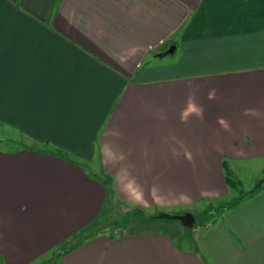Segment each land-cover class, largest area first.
I'll return each instance as SVG.
<instances>
[{
  "label": "crops",
  "instance_id": "1",
  "mask_svg": "<svg viewBox=\"0 0 264 264\" xmlns=\"http://www.w3.org/2000/svg\"><path fill=\"white\" fill-rule=\"evenodd\" d=\"M0 132L21 141L0 149V264L74 241L107 177L146 208L220 201L224 160L264 161V0H0ZM262 188L189 246L135 221L56 264H264Z\"/></svg>",
  "mask_w": 264,
  "mask_h": 264
},
{
  "label": "trees",
  "instance_id": "2",
  "mask_svg": "<svg viewBox=\"0 0 264 264\" xmlns=\"http://www.w3.org/2000/svg\"><path fill=\"white\" fill-rule=\"evenodd\" d=\"M223 168L227 185L234 186L235 182L232 177L233 172L231 171L227 160L223 161ZM102 181L108 190V195L98 217L82 232H80V234L76 235L74 237V241L69 244L62 245L61 248L53 253L50 259H44L37 264H56L64 254L100 235H108L109 238L116 239L117 237L128 233L131 234L132 231H130V226L131 223H135V221H137L139 225L144 228H147V231L151 230L152 227L150 224L153 220L158 219L156 214H160L161 212L147 213L142 206L132 205L128 202L122 201L116 197L113 191L111 178L107 177ZM252 193V191H244L234 200L219 202L216 206L210 204V209L205 211L206 218H213L215 214L219 215L226 208H234Z\"/></svg>",
  "mask_w": 264,
  "mask_h": 264
},
{
  "label": "rangeland",
  "instance_id": "3",
  "mask_svg": "<svg viewBox=\"0 0 264 264\" xmlns=\"http://www.w3.org/2000/svg\"><path fill=\"white\" fill-rule=\"evenodd\" d=\"M168 57H173V55H168ZM15 139V140H14ZM24 139V138H23ZM20 139H16L15 138V133L13 132H0V149L4 150V149H10L11 147L14 148H18L21 143H20ZM23 142V140H22ZM230 169L233 172V181L234 186H229L228 187V191H230L229 194L223 195L222 197H220V201L219 200H213V201H208L205 202L206 200H201L196 204L193 205H186L184 207L181 208H176V209H185V210H192V212L196 215L197 218V225H196V232L194 231L195 228H188L187 230H189V232H187L184 228H182V224L179 220H165V219H155L153 220V222L150 224L152 228L156 229V230H164V231H168L170 235H173V237L175 238H182V236H184V238L181 240L182 245L184 246H189L192 244V242H189L185 237L187 236V233H192L191 235L194 237L196 235L199 234V232L201 230H205L206 228H210L211 226V221L215 220V219H223L225 220L224 225H229L228 223H226V213L229 212V209H225L223 210V213L221 212L219 215L215 214V216L213 217V220L209 217L206 218V214L205 211L210 209V204L213 206L218 205L219 202H226L229 200H234L236 198H238L242 192L244 191H253V189L256 187L258 181H260L261 179L264 178V161H260V160H244V161H239V160H235V161H231L230 164ZM85 168L88 170V172H96L95 168L97 169V171L99 172V168L98 166H100V163H84ZM93 172V173H94ZM96 175V173H94ZM264 187V185L262 186ZM263 188H260L258 190H262ZM128 202V201H127ZM129 203V202H128ZM131 204V203H130ZM132 205H138V204H132ZM141 206V205H140ZM143 209L145 210V212L147 213H155V212H161V213H168V214H177L176 211H174V209H164V210H160V209H155L153 208V205H150L149 207H143ZM158 215V214H156ZM137 222V221H136ZM133 226V224L131 223L130 228ZM212 226H216V224L212 225ZM218 226V225H217ZM220 226V224H219ZM183 229V230H180ZM194 231V232H193ZM184 233V234H183Z\"/></svg>",
  "mask_w": 264,
  "mask_h": 264
},
{
  "label": "water",
  "instance_id": "4",
  "mask_svg": "<svg viewBox=\"0 0 264 264\" xmlns=\"http://www.w3.org/2000/svg\"><path fill=\"white\" fill-rule=\"evenodd\" d=\"M174 47H172L167 53H173ZM264 185V178L258 181L256 187L253 189L252 192H255L256 190L262 188ZM159 219H165V220H179L182 225H184L186 228H194L197 225V218L195 214L192 211H186L181 214H168V213H160L156 216Z\"/></svg>",
  "mask_w": 264,
  "mask_h": 264
},
{
  "label": "clouds",
  "instance_id": "5",
  "mask_svg": "<svg viewBox=\"0 0 264 264\" xmlns=\"http://www.w3.org/2000/svg\"><path fill=\"white\" fill-rule=\"evenodd\" d=\"M209 98L210 99L212 98L211 94H210ZM202 114H203L202 107L197 105L195 103V101L190 98L188 103H187V105H186V107H185V109L182 110V112H181V120L182 121H186L189 118V116H191V115L202 116ZM218 122L221 125L227 127V124H226V122H225V120L223 118H219Z\"/></svg>",
  "mask_w": 264,
  "mask_h": 264
}]
</instances>
